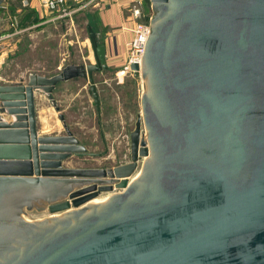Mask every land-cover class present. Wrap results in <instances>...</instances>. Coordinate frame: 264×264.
I'll use <instances>...</instances> for the list:
<instances>
[{
	"label": "water",
	"instance_id": "95a60500",
	"mask_svg": "<svg viewBox=\"0 0 264 264\" xmlns=\"http://www.w3.org/2000/svg\"><path fill=\"white\" fill-rule=\"evenodd\" d=\"M150 2L129 162L66 166L88 149L64 115L38 129L36 94L77 77L100 112L91 26L96 63L0 84V264H264V0Z\"/></svg>",
	"mask_w": 264,
	"mask_h": 264
},
{
	"label": "rangeland",
	"instance_id": "374dc122",
	"mask_svg": "<svg viewBox=\"0 0 264 264\" xmlns=\"http://www.w3.org/2000/svg\"><path fill=\"white\" fill-rule=\"evenodd\" d=\"M135 3L142 5L137 0H83L82 8L72 18L45 22L44 17L43 24L28 28L18 36L16 49L6 55L9 63L4 75L19 80L31 73L53 75L69 64L96 63L89 26L96 41L106 44L108 69L94 73L101 101L99 113L84 77L60 83L53 93L58 109L47 94L38 93L42 127L46 125L49 134L66 133L59 117L63 114L80 143L89 153H97L72 154L64 162L66 166L107 168L131 160L130 132L142 114L143 78L125 68L129 61L128 42L132 39V31L125 28L136 21H149L153 14L151 2L144 6V1L141 11L135 14ZM18 27L24 28V24L19 22ZM143 131L146 133L144 126ZM144 160L140 159L131 180L140 173ZM28 213L38 218L50 214L47 208Z\"/></svg>",
	"mask_w": 264,
	"mask_h": 264
},
{
	"label": "crops",
	"instance_id": "0c3cea01",
	"mask_svg": "<svg viewBox=\"0 0 264 264\" xmlns=\"http://www.w3.org/2000/svg\"><path fill=\"white\" fill-rule=\"evenodd\" d=\"M42 0H0V84H10L18 79H9L5 76L8 67L9 58L6 55L11 50L16 49L18 36L27 31L28 28L38 27L43 24L44 14L42 12ZM19 22L24 24V28H20ZM27 26V27H26ZM116 35V34H115ZM2 49V50H1ZM6 50V51H5ZM60 85V84H59ZM59 85L56 89H58ZM38 102V93L36 94V108L38 129L41 134H49L48 129L42 127L43 117L41 116ZM2 120L12 121L14 115L7 112L1 113Z\"/></svg>",
	"mask_w": 264,
	"mask_h": 264
},
{
	"label": "built area",
	"instance_id": "2783aa9c",
	"mask_svg": "<svg viewBox=\"0 0 264 264\" xmlns=\"http://www.w3.org/2000/svg\"><path fill=\"white\" fill-rule=\"evenodd\" d=\"M42 13L45 17V22L55 20H65L72 18L77 11L82 8L83 0H72L75 4H72L70 0H42ZM94 1V0H93ZM135 1V0H134ZM144 0H137V3L143 5ZM141 7L135 3V14L141 11ZM132 31V39L128 42L129 46V61L125 65L127 70H132V64L137 63L141 67V56L144 55L145 47L148 39V35L151 29L149 21H136L129 28Z\"/></svg>",
	"mask_w": 264,
	"mask_h": 264
},
{
	"label": "flooded vegetation",
	"instance_id": "af4514ba",
	"mask_svg": "<svg viewBox=\"0 0 264 264\" xmlns=\"http://www.w3.org/2000/svg\"><path fill=\"white\" fill-rule=\"evenodd\" d=\"M96 36V35H95ZM105 46H106V44H104ZM108 69V68H107ZM98 72V71H97ZM95 73V72H94ZM68 125V124H67ZM132 132V131H131ZM131 132H130V157H131ZM88 154H90V155H92V156H95V155H97V153L96 152H88V150H87V152L85 153V155H88ZM75 155H77V154H75Z\"/></svg>",
	"mask_w": 264,
	"mask_h": 264
},
{
	"label": "bare ground",
	"instance_id": "6f19581e",
	"mask_svg": "<svg viewBox=\"0 0 264 264\" xmlns=\"http://www.w3.org/2000/svg\"><path fill=\"white\" fill-rule=\"evenodd\" d=\"M142 136L146 137V133H144V131H143V133H142ZM138 175H139V173H138L135 177H133V179L136 178ZM131 178H132V177L129 178L130 182L133 180V179L131 180Z\"/></svg>",
	"mask_w": 264,
	"mask_h": 264
},
{
	"label": "trees",
	"instance_id": "16d2710c",
	"mask_svg": "<svg viewBox=\"0 0 264 264\" xmlns=\"http://www.w3.org/2000/svg\"><path fill=\"white\" fill-rule=\"evenodd\" d=\"M149 3H150L149 0H144V6L148 5ZM150 7H151V5H150Z\"/></svg>",
	"mask_w": 264,
	"mask_h": 264
}]
</instances>
